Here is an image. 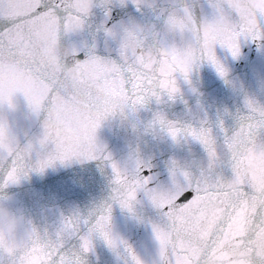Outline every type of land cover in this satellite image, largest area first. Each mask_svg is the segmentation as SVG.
<instances>
[{"label": "water", "instance_id": "obj_1", "mask_svg": "<svg viewBox=\"0 0 264 264\" xmlns=\"http://www.w3.org/2000/svg\"><path fill=\"white\" fill-rule=\"evenodd\" d=\"M74 2L77 12L87 11L89 0ZM142 2L140 12L131 5L114 9L112 21L132 20L124 30L125 55L134 57L148 72L155 69L161 92L175 99L164 97L160 103L153 100L145 104L144 96H140V104H129L123 82L104 79L100 64L65 63L71 61L72 51L63 43L60 26L52 17L33 22L39 25V67L62 73L70 87L55 97L49 113L42 108L50 89L27 66L30 57L19 63L0 62V162L13 153L28 156L31 152L33 161L46 155L51 145L40 144L46 131L50 139L62 143L91 136L102 149L100 159L57 162L43 172L31 171L18 184L0 187V207L11 213L15 224L7 232L0 228V246H20L36 232L55 243L65 218H88L101 212L107 215L110 206V220L103 221L104 230L126 241L132 253L128 255L123 246L113 251L94 236L93 251L83 254L74 235L62 239L66 251L86 264H134L131 255L141 264H158L159 249L172 243L158 209L174 203L173 193L184 186L204 184L209 174H222L221 166L227 161L225 133L233 135L245 122L241 118L249 116L247 100L264 106V46L257 44L264 35V0ZM224 4L236 11L238 20L223 13ZM183 6L192 8L196 19L186 13L166 28L167 16ZM2 14L18 13L11 8ZM105 23L104 11L94 7L84 32L76 39L96 38L103 45ZM79 24L78 16L70 17L64 34ZM234 52L240 53L238 58H233ZM217 61L227 68L226 78L217 74ZM142 84L141 77L137 91ZM237 143L233 141V146ZM112 163L119 169V186L113 183ZM149 167L158 174L153 178L155 183L141 178V169ZM223 171L231 188L242 183L245 176L264 185V152L250 147L239 160L234 178L226 167ZM220 211L215 196L201 195L185 213L193 217L191 230L206 236ZM247 214V207H242L233 217L212 254V264H254L251 252L242 248ZM179 219L184 223L183 216ZM254 243L257 255L264 256V233L258 234ZM233 252L242 258L234 259ZM0 264H12L3 250ZM30 264H40V258L33 256ZM185 264L189 262L185 260Z\"/></svg>", "mask_w": 264, "mask_h": 264}, {"label": "snow or ice", "instance_id": "obj_2", "mask_svg": "<svg viewBox=\"0 0 264 264\" xmlns=\"http://www.w3.org/2000/svg\"><path fill=\"white\" fill-rule=\"evenodd\" d=\"M140 12L144 8L142 0H89L88 8L85 13H79L75 9L74 0H21L5 4L0 2V12H5L11 8H16V15H0V62L19 63L22 58L30 57L31 63L27 66L37 72L50 91L45 105L42 108L46 114L52 110L54 99L58 94L63 93L70 87L62 73L54 70H41L39 67V56L41 44L37 38L38 21L42 17H52L58 22L61 29V39L67 48L72 51L71 61L65 63L87 64L95 62L105 70L104 79H118L123 82L124 90L127 93L128 103L140 104L138 99L144 96L145 104L155 100L160 103L164 97H168L159 88L160 77L155 69L152 72L146 71L141 64H138L134 57L129 58L125 55L122 43L126 26L129 24L112 21V11L114 9H127L129 6ZM94 7H99L104 11L106 23L103 27L104 41L101 45L96 38L76 39L85 30L91 11ZM223 13L232 20H238L236 11L224 4L221 6ZM186 13H190L195 18L192 8L188 6L176 7L167 16L166 28L174 19H183ZM72 16H78L80 24L71 33L64 34V24ZM264 33V22L261 25ZM252 42L257 43L256 38L252 37ZM259 46H264V35L261 36ZM103 51V55L101 52ZM233 58H238L239 52H234ZM203 56L201 63H203ZM215 70L221 78H226L228 70L222 63H215ZM143 78V84L137 91V81ZM155 93V95H153ZM246 107L249 110L248 117H242L245 122L233 135L224 136V149L227 161L222 167V174H209L205 178V183L194 182L192 186L173 193L175 200L167 208L158 209L162 225L172 236L170 246L159 249L158 264H212V254L223 239L228 225L233 217L242 208L247 207L246 217L248 228L246 235L242 239L243 250L251 252L254 264H264V256L257 255L255 238L258 234L264 233V185L257 184L250 177L245 176L243 182L237 187L231 188L227 184V177L224 175L226 167L230 172V177L234 178L239 165V160L248 154L250 147L258 152H264V106H258L253 101L247 100ZM223 132V125H220ZM175 133H173V136ZM238 143L233 146V141ZM41 145H51V150L38 160H31L28 156H17L13 153L0 162V187L7 188L10 185L18 184L31 171L43 172L46 168L55 163H66L73 159H100L102 149L98 148L91 136L76 143H62L59 140L50 139L47 131L40 140ZM110 161V156L102 157ZM113 172V183L119 186L121 176L116 163L111 164ZM141 178L155 183L154 177L158 174L153 173L152 167L142 168ZM117 192V187L114 194ZM201 195L215 196L221 211L214 216L213 226L206 236L200 231H192L193 217L185 213L190 210L193 201ZM115 198V197H114ZM111 207H107V215L103 212L90 214L88 218H81L74 215L65 218L62 227L58 232V240L53 243L46 241L39 233L36 234L20 246H0L9 257L12 264H30L33 256L40 258V264H86L82 258L75 254L68 253L62 244V239L68 236L79 238L80 252L88 254L93 251V237L99 236L106 243L109 249L116 251L121 246L127 254L132 253V249L127 242L117 235L106 232L103 227L105 219L110 220ZM184 217V223L180 222V217ZM134 264H141L135 255H131Z\"/></svg>", "mask_w": 264, "mask_h": 264}, {"label": "clouds", "instance_id": "obj_3", "mask_svg": "<svg viewBox=\"0 0 264 264\" xmlns=\"http://www.w3.org/2000/svg\"><path fill=\"white\" fill-rule=\"evenodd\" d=\"M15 227L14 220L12 218L11 213L3 208L0 207V228L4 229L5 232L13 229ZM234 259H241L242 257L238 253H231Z\"/></svg>", "mask_w": 264, "mask_h": 264}]
</instances>
